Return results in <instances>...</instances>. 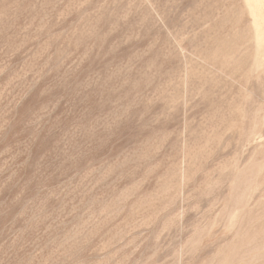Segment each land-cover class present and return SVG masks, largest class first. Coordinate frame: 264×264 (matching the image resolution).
I'll list each match as a JSON object with an SVG mask.
<instances>
[{"label": "rangeland", "instance_id": "obj_1", "mask_svg": "<svg viewBox=\"0 0 264 264\" xmlns=\"http://www.w3.org/2000/svg\"><path fill=\"white\" fill-rule=\"evenodd\" d=\"M0 264H264V0H0Z\"/></svg>", "mask_w": 264, "mask_h": 264}]
</instances>
